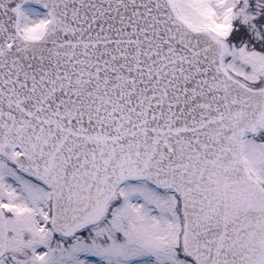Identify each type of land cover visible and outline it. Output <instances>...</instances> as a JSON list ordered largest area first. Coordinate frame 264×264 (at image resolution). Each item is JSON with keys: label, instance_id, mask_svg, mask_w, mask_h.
I'll list each match as a JSON object with an SVG mask.
<instances>
[{"label": "snow or ice", "instance_id": "1", "mask_svg": "<svg viewBox=\"0 0 264 264\" xmlns=\"http://www.w3.org/2000/svg\"><path fill=\"white\" fill-rule=\"evenodd\" d=\"M0 264H264V0H0Z\"/></svg>", "mask_w": 264, "mask_h": 264}]
</instances>
